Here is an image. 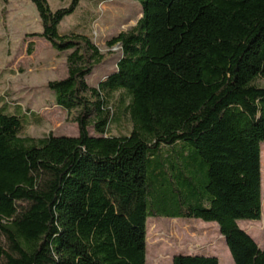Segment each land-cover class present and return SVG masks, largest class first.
<instances>
[{
	"label": "trees",
	"instance_id": "16d2710c",
	"mask_svg": "<svg viewBox=\"0 0 264 264\" xmlns=\"http://www.w3.org/2000/svg\"><path fill=\"white\" fill-rule=\"evenodd\" d=\"M31 1L43 32L28 36L72 51L48 89L78 111L79 135L23 137L21 117L0 111V264H147L149 218L216 223L234 264H264L239 226L262 220L264 0H134L142 18L107 42L122 58L97 88L87 78L104 55L59 32L83 0ZM117 93L129 136L108 135Z\"/></svg>",
	"mask_w": 264,
	"mask_h": 264
},
{
	"label": "rangeland",
	"instance_id": "374dc122",
	"mask_svg": "<svg viewBox=\"0 0 264 264\" xmlns=\"http://www.w3.org/2000/svg\"><path fill=\"white\" fill-rule=\"evenodd\" d=\"M72 0H48L53 12L68 8ZM142 18V7L134 0H83L77 11L66 17L59 27L62 36H87L104 55V61L87 78L91 88L116 71L122 58L119 46L110 48L107 42L122 32L131 31ZM43 26L36 6L31 0H0V111L19 115L23 123V137L44 138L79 135L74 122L78 111L68 114L55 105V94L48 83L67 77V57L40 34ZM257 85L264 87V80ZM88 98L95 102L90 93ZM121 94L110 99L115 110L108 135L129 136L133 123L120 105ZM128 103V102H127ZM20 110V112H19ZM92 126L89 132L96 136ZM263 151V156H262ZM262 179H264V143L261 144ZM264 185L262 180V196ZM263 198V197H262ZM241 229L249 234L260 249L264 248V220L240 221ZM147 264H173V258L184 256H213L220 264H234L232 256L216 223L202 220L149 218L147 221Z\"/></svg>",
	"mask_w": 264,
	"mask_h": 264
},
{
	"label": "bare ground",
	"instance_id": "6f19581e",
	"mask_svg": "<svg viewBox=\"0 0 264 264\" xmlns=\"http://www.w3.org/2000/svg\"><path fill=\"white\" fill-rule=\"evenodd\" d=\"M262 156H263V151H262ZM263 180V185H264V179ZM263 195H264V191H263ZM263 197V202H262V215H263V220H264V196Z\"/></svg>",
	"mask_w": 264,
	"mask_h": 264
},
{
	"label": "crops",
	"instance_id": "0c3cea01",
	"mask_svg": "<svg viewBox=\"0 0 264 264\" xmlns=\"http://www.w3.org/2000/svg\"><path fill=\"white\" fill-rule=\"evenodd\" d=\"M107 77H108V76H107ZM107 77H106V78H107ZM106 78H105V79H106ZM105 79H104V80H105ZM104 80H102V81H104ZM100 82H101V81H100ZM58 108H59V107H58ZM19 112H20V110H19Z\"/></svg>",
	"mask_w": 264,
	"mask_h": 264
},
{
	"label": "built area",
	"instance_id": "2783aa9c",
	"mask_svg": "<svg viewBox=\"0 0 264 264\" xmlns=\"http://www.w3.org/2000/svg\"><path fill=\"white\" fill-rule=\"evenodd\" d=\"M117 46H119V48L121 49L120 45H117Z\"/></svg>",
	"mask_w": 264,
	"mask_h": 264
}]
</instances>
